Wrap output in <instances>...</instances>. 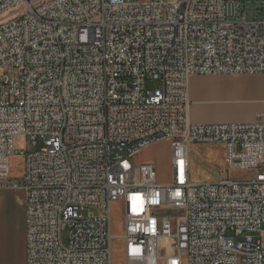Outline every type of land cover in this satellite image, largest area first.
Here are the masks:
<instances>
[{"label": "built area", "instance_id": "2783aa9c", "mask_svg": "<svg viewBox=\"0 0 264 264\" xmlns=\"http://www.w3.org/2000/svg\"><path fill=\"white\" fill-rule=\"evenodd\" d=\"M219 75L264 78V0H0V190L23 192L26 264H112L116 202L124 264H264V99L251 123L188 117L189 79ZM162 142L168 183L134 162ZM190 144L249 177L191 183Z\"/></svg>", "mask_w": 264, "mask_h": 264}, {"label": "crops", "instance_id": "0c3cea01", "mask_svg": "<svg viewBox=\"0 0 264 264\" xmlns=\"http://www.w3.org/2000/svg\"><path fill=\"white\" fill-rule=\"evenodd\" d=\"M188 98V117L192 124L251 123L263 111L264 78L261 75L192 77L188 81ZM191 145L194 144L187 147L188 155ZM223 155L225 160V152ZM169 169L171 172V151ZM20 192L1 189L0 198ZM21 201L22 205L15 210L14 232L1 230L12 242L13 249L10 253L0 254V264H26L25 211L23 199Z\"/></svg>", "mask_w": 264, "mask_h": 264}, {"label": "rangeland", "instance_id": "374dc122", "mask_svg": "<svg viewBox=\"0 0 264 264\" xmlns=\"http://www.w3.org/2000/svg\"><path fill=\"white\" fill-rule=\"evenodd\" d=\"M158 83L155 81H148L147 89L154 90L158 87ZM42 147V143L38 142V149ZM16 148L24 149L25 151H33L34 149L27 144L23 137L16 139ZM169 152L170 146L167 142H162L151 146L144 150L141 154L134 158L136 164L151 162L156 167L158 172V180L169 182L171 179V172L169 169ZM223 147H217L211 144H194L191 145L189 150V162H190V181L193 184L199 183H218L223 179L229 180H244L249 177L250 172L240 169H229L227 171L226 162L223 155ZM10 177L13 179L19 178L23 173L24 162L20 156H15L10 160ZM228 172L225 175V172ZM24 196L22 191L20 193L11 194L6 197L0 198V254L10 253L13 249V244L9 240L8 236L1 233V230L14 232L16 229L15 216L16 208L22 205L21 199ZM123 214L121 209V202L111 204V222L110 232L114 237L112 240V264H124L123 242L119 237L123 233ZM165 255L166 248L162 251ZM174 251H170L169 254H173ZM162 264V262H159ZM182 264H185L183 260Z\"/></svg>", "mask_w": 264, "mask_h": 264}, {"label": "bare ground", "instance_id": "6f19581e", "mask_svg": "<svg viewBox=\"0 0 264 264\" xmlns=\"http://www.w3.org/2000/svg\"><path fill=\"white\" fill-rule=\"evenodd\" d=\"M188 160H189V158H188ZM189 167H190V162H189Z\"/></svg>", "mask_w": 264, "mask_h": 264}]
</instances>
